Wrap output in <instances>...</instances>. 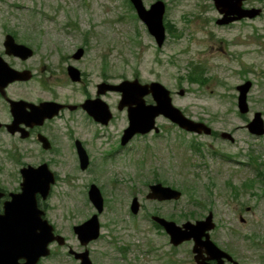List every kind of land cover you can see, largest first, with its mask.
<instances>
[{"label":"rangeland","instance_id":"rangeland-1","mask_svg":"<svg viewBox=\"0 0 264 264\" xmlns=\"http://www.w3.org/2000/svg\"><path fill=\"white\" fill-rule=\"evenodd\" d=\"M141 1L148 10L158 0ZM159 1L165 5L160 46L129 0H0V40L7 31L36 50L25 65L34 70L37 85L31 86L38 87L40 99L48 98L42 91L59 76L58 53L65 57L64 51L74 52L82 43V72L89 91L104 76L113 84L133 78L157 81L185 117L214 131L211 136L187 133L158 116L159 133L134 137L121 147L126 112L117 109L120 96L110 95L106 101L113 120L106 127L90 123L82 113V144L92 158L91 173L76 175L68 146L58 135L66 156L61 168L54 169L59 183L49 202L51 214L68 212L73 222L83 221L96 213L86 192L97 186L104 203L98 215L100 238L87 246L92 264H194L192 244L171 246L150 216L180 225L203 219L210 211L215 223L212 241L239 264H258L264 256V134L254 136L246 125L255 112L264 123V0L243 1L245 9L261 10L256 18L223 25L217 23L222 14L212 0ZM247 80L252 83L248 112L240 114L237 87ZM62 87V93L68 91L69 86ZM84 90L82 85V99ZM55 128L63 132L61 125ZM221 133L230 134L232 141ZM0 167V179L16 172L1 152ZM157 181L181 197L147 200V185ZM249 181L251 186H245ZM6 186L19 192L18 181ZM133 197L141 205L135 215L130 212ZM67 237L74 245V237ZM50 251L38 264H77L66 247L51 245Z\"/></svg>","mask_w":264,"mask_h":264},{"label":"water","instance_id":"water-1","mask_svg":"<svg viewBox=\"0 0 264 264\" xmlns=\"http://www.w3.org/2000/svg\"><path fill=\"white\" fill-rule=\"evenodd\" d=\"M136 11L138 18L144 23L149 34L155 39L158 46L164 40V26L162 17L165 11L164 3L156 1L148 10H146L141 0H129ZM214 7L222 14V18L217 21L219 25L228 24L231 21L243 18H254L261 12L260 9H244L242 3L244 0H212ZM7 44L15 47V54L22 59L31 55V51L24 45H14L11 36H7ZM83 53V52H82ZM81 51L78 50L77 57ZM76 71L69 68V74ZM29 76L25 72H15L8 70L4 61L0 58V86L14 80H27ZM101 92L107 90L119 92L121 99L118 109L127 108L128 127L124 130L121 138V145H124L135 134H146L152 129L157 130L154 126L155 118L163 116L180 128L197 134L211 133L210 128L200 122H194L186 118L182 112L174 107L171 102L169 91L158 82L141 84L137 79L133 81L124 80L118 85L101 84L98 86ZM251 87V82L237 87L239 93L237 99V108L240 114L248 112L247 94ZM151 94L155 104L146 105L143 96ZM180 95L183 91L179 92ZM31 106V105H30ZM82 108L96 122L107 124L111 119V114L107 105L100 101H86ZM20 109L15 104L12 105V113L16 118L17 111ZM31 112L27 115L20 114L18 117L26 122H41L45 118L53 117L60 106L55 103H41L38 106H31ZM247 130L256 136L264 134V123L260 113L256 112L253 119L247 124ZM222 138L232 141L228 133H222ZM82 160V168L87 164L86 153L82 148L79 151ZM22 182L20 184L21 192L11 194L10 200L4 202L3 212L0 214V264H37L40 258L49 255L48 245L57 241L62 245L63 239L53 234L52 227L42 218L43 212L38 208L36 195L45 199L54 183V177L45 165L39 168L28 167L21 170ZM180 197V192L169 187H163L161 184L151 185L147 199L158 201L176 200ZM88 198L98 212L102 211V198L98 189L91 186L88 191ZM138 203L133 199L131 212L137 213ZM152 220L161 226L169 237V243L178 246L186 241H192V254L195 264H224V259L232 261L231 257L219 249L211 240L209 232L213 230L214 223L212 214L209 213L203 220L193 223L187 221L180 226L174 222L166 221L160 217H152ZM78 240L83 246L98 237V222L96 215L85 222L83 225L74 228ZM74 258L79 260L80 264H92L88 256V251L75 253ZM237 264V263H234Z\"/></svg>","mask_w":264,"mask_h":264},{"label":"flooded vegetation","instance_id":"flooded-vegetation-1","mask_svg":"<svg viewBox=\"0 0 264 264\" xmlns=\"http://www.w3.org/2000/svg\"><path fill=\"white\" fill-rule=\"evenodd\" d=\"M1 35L0 58L6 64L8 70H13L15 72H25V75H28L29 79L14 80L7 82L4 86H0V152L5 154L6 158L9 159V162L16 166V172H13L12 176L10 175V178L7 179L8 181L5 178L0 179V214L3 212L4 202L10 200L11 194L18 193V191H11L6 188L7 183L11 185L18 181L20 191V184L22 182L21 170L28 167L36 169L42 165H45L50 171L54 173L56 182L53 188L50 189V192L45 199H42L40 195H36L37 205L43 212L42 217H44V219H46L52 226L54 235L61 236L63 239L62 245H59L57 242H53L50 244V246L55 245L58 247H66L68 255H70V250L75 253H82V251L87 250L90 258V250L87 247L88 245L85 247L82 246V243L77 240L76 235L74 234L73 227L81 225L83 222L88 220L89 217L93 215V213L90 216H87L88 219L85 218L83 221L81 220L77 222L72 221V214L68 212L57 214L58 216L51 214L54 209L52 208L53 205H50L49 202L52 199L55 185L59 183L58 176L56 174L57 172L54 171V169L61 168L62 160L66 156L64 151L60 148L61 146L58 140V135H62V138L68 146L69 157L72 158V168H74L73 171H77L76 175H80L82 172L87 171L91 173L93 170L92 158L88 151L85 149L88 156V165L84 170H82V160L80 159L79 154V151L82 153V113L87 116L86 112L82 108V103L87 100H95L98 98L104 101L110 110V105L106 100L112 94H119L112 91L101 92V89L98 87L100 83L105 82L112 84L110 82L111 79L106 76L101 79L100 83L94 85L92 92L91 90H88V86H86L85 83L86 75L82 72V49L84 48H82L81 43L80 47L76 48L74 52H72L74 50L73 48L64 51L65 54H67L65 57L58 53L56 70L59 76H57V80L55 82H52L54 83L52 86H47L48 88L42 91V93L45 92V96L48 98L40 99L37 97L39 95L38 87L31 86L33 83L37 85L35 73L33 72L34 70L30 69L28 65H25L29 60L35 57L36 50L28 45H25L31 51V55L26 59H22L20 56L15 54V47L13 45L7 44V36H11L14 45L24 44L19 43L13 37V35L7 31H3ZM78 50L81 51L79 57H77ZM47 57L50 59L52 55H47ZM69 68H74L76 70L74 73H72V77L69 74ZM29 85L30 88H28ZM64 85L69 87L68 91L62 93L59 89H62V86ZM82 85L85 86V94L83 95V99ZM55 87H58L57 90ZM143 101L146 105L155 103L152 96L149 94L143 96ZM43 102H54L58 104L60 106L58 113L52 118H45L41 122H26L18 117L19 110H21L20 114L27 115L31 112V106H38ZM14 104L20 108L17 111L16 118H14L12 113V105ZM88 119L90 123L99 127H106L108 125L97 123L89 117ZM112 120L113 114L111 112V119L109 122ZM55 124L61 125L63 132L55 128ZM213 132L214 131H212L211 135H213ZM27 142H31L32 144L29 145ZM31 146L35 147V150L30 151L29 148H32ZM23 156H32L34 159L32 161H25L22 158ZM3 169L4 168L0 167V174L2 173ZM66 185H68V183H66ZM149 185L150 184H148L147 187H149ZM100 193L102 196V192ZM139 209H141V205H139ZM101 213L102 212L99 214ZM54 217L58 219V222L54 220ZM69 222H71V224H68ZM98 224L99 236L97 240L100 238L101 229L99 220ZM66 227H70V232H67L68 230H66ZM64 231H66V234ZM66 235L74 237V245L68 243L69 238H65ZM258 247L261 249L263 248V246L260 245ZM122 251H124V249H122ZM228 254L230 253L228 252ZM70 256L73 258L75 263L79 264V261L74 258V255ZM232 258L234 259L233 256ZM192 261H194L193 256ZM260 261L261 262H258V264H264V256L260 257ZM225 264L232 263L225 261Z\"/></svg>","mask_w":264,"mask_h":264},{"label":"trees","instance_id":"trees-1","mask_svg":"<svg viewBox=\"0 0 264 264\" xmlns=\"http://www.w3.org/2000/svg\"><path fill=\"white\" fill-rule=\"evenodd\" d=\"M189 79H190V80H193V77H192V75H190V76H189Z\"/></svg>","mask_w":264,"mask_h":264}]
</instances>
